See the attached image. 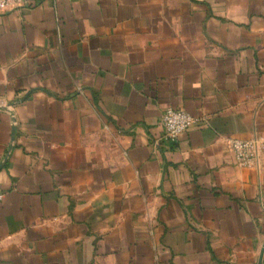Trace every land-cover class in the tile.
Masks as SVG:
<instances>
[{"label": "crops", "instance_id": "1", "mask_svg": "<svg viewBox=\"0 0 264 264\" xmlns=\"http://www.w3.org/2000/svg\"><path fill=\"white\" fill-rule=\"evenodd\" d=\"M0 189V264H264V0L0 14Z\"/></svg>", "mask_w": 264, "mask_h": 264}, {"label": "built area", "instance_id": "2", "mask_svg": "<svg viewBox=\"0 0 264 264\" xmlns=\"http://www.w3.org/2000/svg\"><path fill=\"white\" fill-rule=\"evenodd\" d=\"M40 1L43 0H0V14L6 13L9 10L27 7ZM193 123L194 119L185 112L166 109L159 119V124L162 128V139L175 142ZM228 146L238 165L249 167L256 161V153L259 149L255 141L230 140ZM2 198L3 193L0 189V201Z\"/></svg>", "mask_w": 264, "mask_h": 264}]
</instances>
